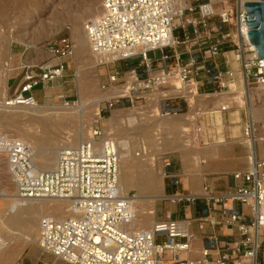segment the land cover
Listing matches in <instances>:
<instances>
[{
    "label": "built area",
    "instance_id": "obj_1",
    "mask_svg": "<svg viewBox=\"0 0 264 264\" xmlns=\"http://www.w3.org/2000/svg\"><path fill=\"white\" fill-rule=\"evenodd\" d=\"M246 1L182 0L180 6L179 0H102L100 14L85 22L86 36L98 55L97 66H111L101 73L102 89L119 85L125 90L105 99L104 110L136 105L140 111L176 115L179 98L188 107L190 102L172 92L174 78L197 94L242 87L250 102V93L264 88V58H258L248 37ZM45 48V59L21 66L5 105H36L33 89L65 75L74 56L73 40L65 35ZM136 58L125 70L115 66ZM56 98L70 104L62 93ZM89 132L77 146L59 151L54 169L43 171L34 169L22 141L0 132V164L6 165L18 195L67 199L78 214L40 219L36 242L43 252L63 264H261L264 157L256 150L250 116L242 128L248 149L252 146L245 170L230 173L231 182L222 188L205 180L201 191L192 193L172 161L163 158L162 175L172 187L165 197L173 209L147 229L132 231L125 228L134 212L118 186L117 141L103 137L97 126Z\"/></svg>",
    "mask_w": 264,
    "mask_h": 264
},
{
    "label": "rangeland",
    "instance_id": "obj_2",
    "mask_svg": "<svg viewBox=\"0 0 264 264\" xmlns=\"http://www.w3.org/2000/svg\"><path fill=\"white\" fill-rule=\"evenodd\" d=\"M99 3L100 0H0V132L24 141L32 148L34 152L33 158L40 145L58 144L60 141H63V137L67 134L74 133L78 121H82L84 125H87L88 131H90L92 126H97L102 131L103 128H105V132L109 131L114 134L128 132L127 137H130L128 140L130 146L143 144L148 147L147 151H150L151 154L154 153L152 155L154 158L152 159V161H154L153 163L152 161L145 162L141 160L143 157H140L143 156V153H140L139 157L135 155L140 166H143V168L140 167V171L138 170L137 172L141 174L139 178L142 181L144 179V182L142 186L136 189L130 188L128 193L130 195L138 194L137 198L143 201L146 200L147 190H153L152 185L155 183L154 181H157L160 177L162 180L160 190L164 196H167L170 192L172 188L170 187V181L165 179L162 175V159L165 157L172 161L175 166V173L181 177L185 188L193 186V177L191 174L188 175L184 171L186 169L184 167V162L191 159L192 162H190L187 168H189V170L192 169L194 166L192 156L195 155L197 151H203L212 143L217 142V144H214L217 150V159L213 164H217L221 167L222 164L233 163L236 164L237 167H240L242 166L241 161L243 160V164L248 167L252 152L250 148H252V146L248 149L245 142L246 140L244 139L245 136L242 133V128L249 117L246 107L250 105L257 110L264 108L262 90H254L251 92L250 102L245 101V106L242 103V101L245 100L242 98L243 93L239 91L241 93L240 95H236L235 99L230 98L229 100H225L230 101V107L228 109L220 112L210 111L211 113L201 114L198 118H191L190 115H193L197 110V106H202L200 99L197 97H195L194 100L192 99L189 108L185 101L179 98L181 110H179L176 115L165 116L167 119L166 123L162 122L158 125V129L161 130L158 141L165 149L163 153H157L159 148L154 147V149L153 146L148 143L147 145L145 144L154 136L153 132L155 128H157L155 123L159 121L157 112L151 111V113H149L140 111L136 105L134 107H132V105H126L111 110H104V99L98 100L96 105L92 104L91 101L89 102V100L96 97L99 92L105 91L101 87L102 83L105 81V75L101 73L104 72V69L110 70L111 66L107 68L97 65L92 67L91 63L86 61L87 57L85 54L75 58L74 53L72 59L69 60V68L65 71V75L62 78L48 84L44 89L41 88V86H36L33 89V95L38 100V105L40 107L31 108L21 107L20 105L9 106L4 104L3 101L7 100V98L13 94L16 84L20 79L21 66L25 63H32L29 61L30 59H28L30 58L29 47L18 40V36L23 40L31 38L37 40L36 46L46 51L45 46L51 40L58 39L65 35L72 39V25L78 19L77 21H79V24H83L84 26L85 22L93 17L89 14L92 12L91 9H96ZM68 15L71 21L65 19ZM53 29L55 30L51 33L50 31ZM217 61L218 63L221 62L219 58ZM137 62V58L125 60L116 63L115 66L125 70L129 65H134ZM221 65L223 66L224 63ZM78 67H80L81 77L83 78L81 85H85L87 88L84 92L82 101L76 74ZM4 69H7V76L5 79H3L1 75ZM183 90L186 92L185 94H175H183L186 97H191L185 89ZM59 93H62L65 98L70 101L69 105H64L56 98ZM199 93L211 94L212 91L210 89L204 91L199 90ZM225 94L227 93H223L222 95ZM255 98H257L258 101L253 102ZM84 99H86V101ZM84 101L86 103H84ZM206 106H203L205 110H211L208 105ZM255 126L257 140L264 139V117L262 114L257 117ZM197 127H201V133L197 132ZM203 143H207V145H201ZM257 144L263 148V155L264 141H257ZM256 148V150H258V146ZM135 152L139 153V150L137 151L136 149L134 153ZM219 152H223L222 154L224 155L225 153L231 152L235 158L227 159L220 157L219 159ZM202 153H204V151ZM206 158L207 157L203 156V159ZM145 163L147 164L143 165ZM151 166L154 169L152 172L148 173L144 171V168L147 170V167L149 168ZM141 170L143 171L142 173H140ZM216 171L217 170L213 166V169L208 172ZM219 173L229 176L228 173L218 172V174ZM150 176L153 178L151 179ZM212 176L217 175H208L207 180L211 181L209 178ZM147 177L148 179L146 180ZM149 179H151V184L149 183ZM15 191H17V188L12 183L11 177L8 176L5 166L0 164V208L4 206L5 201L9 200V195ZM58 202H56L57 205ZM62 202V204L59 203L64 210L62 212L68 213L70 210L67 208L69 204L67 201L66 203L65 201ZM33 209H37V207ZM171 209H173V204L170 203L169 199L167 197L160 198L155 200L153 204V216L149 215L155 220V218L163 216L165 212ZM2 215L6 216L5 209L0 210V216L3 217V220L0 218V260L7 257L5 254L13 253L12 261L9 264H14V262L15 264H63L62 261L53 255L43 252L35 244L23 247L25 246L23 238L28 235L25 229L27 230L31 222H22L15 226H9L7 224V216L5 218V216ZM34 224L32 225V229L33 226L35 227ZM10 228L13 230H10ZM3 247L5 250H2ZM262 250H264V244ZM17 254H19V256ZM16 256H18L17 259L15 258ZM262 263H264V260H261V264Z\"/></svg>",
    "mask_w": 264,
    "mask_h": 264
},
{
    "label": "bare ground",
    "instance_id": "obj_3",
    "mask_svg": "<svg viewBox=\"0 0 264 264\" xmlns=\"http://www.w3.org/2000/svg\"><path fill=\"white\" fill-rule=\"evenodd\" d=\"M101 1L102 0H100L99 6L96 9H91L90 8L92 10V12L89 13L90 16L96 17V16H98L100 14V12L102 10ZM179 4H180V6H183L182 0H179ZM65 19L66 20L69 19L68 21H71L69 15L66 16ZM77 20L75 21V23L72 25V28H71V37H72L73 43H74L75 58L81 57L82 54H85L86 57H87L86 61L90 62L92 67H95L98 64V59H97L98 55L91 51L90 46H89V42H88V38L86 36L85 28H84L83 24L80 25L79 21H77ZM54 30L55 29L51 30L50 32L52 33ZM17 39L22 41L25 45H27L29 47V49H30V52H29L30 58H28V59H30L29 60L30 62H32V63L33 62H38V61L46 58V54L47 53L45 51H43L41 48H39L38 46H36L37 40L32 39V38L23 40L19 36H18ZM1 73H2L1 75L3 76V79H5L6 76H7V69L2 70ZM76 74H77V82H78L79 90H80V94H81L80 98H81V101H82L84 92L87 90V88H86L85 85L84 86L81 85V81L83 80V78L81 77L80 67H78V69L76 71ZM174 79H175L176 83L179 85L180 89L183 88V89L187 90L190 93V95L191 94L194 95L196 93L195 90L189 91L190 88L182 85V83L179 80H177V78H174ZM124 91L125 90L122 88V86H112V87L107 88L104 92H99V94L96 97H93L91 100H89V102L91 101L92 104L96 105V102L98 100H100V99H104L105 100V99H107V98H109L111 96H116V95L122 94V93H124ZM229 91H231L232 93H235L236 91L237 92L238 91H242V93H243V97L242 98H244V89L242 87L241 88H237L236 87V88H232V89H229V90L221 91V92H218V93L212 92L211 94H214V95L218 94L219 95V94L227 93ZM262 94L264 96V88L262 89ZM205 95H209V94H205ZM189 98H190V103H191V99L192 98L191 97H189ZM84 100L86 101V99H84ZM85 101H84V103H86ZM3 102L5 104V101H3ZM242 103L245 106V104H246L245 100H243ZM81 105H82V103H81ZM223 105L227 106V107H230L229 103L227 101ZM14 106H17V105H14ZM20 106L21 107L22 106L23 107H31V108L40 107L38 104L33 105V106H24V105H20ZM132 107H134V106H132ZM246 108H247V112L249 113V116L255 122L257 121V117L260 114H262L263 117H264V108L261 109V110H257L255 107H252L250 105L248 107H246ZM200 113H203V112L202 111H196L195 115L199 116ZM157 115H158L159 121L155 123L157 128H155V130L153 132L154 136L149 141L147 140L148 142L145 141L146 142L145 144L147 145V143H148L149 145L153 146V148L154 147L159 148V151H157V153L158 152L159 153H163V152H165V149L163 148V146H161L162 144L159 143V141H158L159 138H160L159 135L161 133V130L158 129V125H160L162 122L166 123L167 119L165 118V116H162L160 113H158ZM86 126L87 125H84L82 121H78L77 126H75L76 130L74 131V133H69L68 132L69 134H67L65 137H63V141H60V143H58V144H54V145H47V144L40 145L34 158H33L34 152H33L32 148L30 146H28L24 141H22L20 139H18V140L22 141L28 147V149L30 150L32 163H33L34 169L36 171L51 170V169H54V167L56 165L57 157H58V154H59V153L57 154V152L59 150H61L62 148H66V147L77 146L78 144H80L81 142H83L84 140H86L88 138V134L90 132L88 131ZM161 129H163V128H161ZM196 130H197L198 133H201V131H202L201 127H197ZM139 131H141V130H139ZM127 133L128 132H123V133H120V134H114L113 132H109V131L105 132V128H103L102 136L103 137L111 136V137H114L116 139V141H117V153H118V156H119V161H118V186H119L120 193L123 196L127 197V199L129 200L130 205L132 207V210L134 212V218L125 227L128 231H132V230H135V229H140V228L147 229L148 227H150V225L154 222L153 218L150 216V215L153 216V213H154L153 204H154L155 200L160 199V198H164L165 196L162 193V191L160 190V188L162 186L161 177L158 178L157 181H154L155 183L152 185L153 190H151V189L147 190V194H146V197H145L146 200H144V201L137 198L138 194L130 195L128 193L130 188L136 189L137 187L142 186V184L144 182V179H143V181L140 180L139 177H141V174H138V172H137L140 169V167L143 168V166L142 165L140 166V164L138 163V160H136V158H135V155H137L139 157L140 153H143L142 154L143 156L140 157V158L143 157L141 160H143L145 162H148V161H152V159H154L153 156H152L154 153L151 154L150 151H147L148 147L143 145V144H140V145L137 144L136 146H130V143L128 144V140L130 139V137L129 138L127 137ZM2 134H4V133H2ZM4 135L11 136V135H8V134H4ZM257 141L258 142L259 141H264V139H259ZM96 144L99 146L100 143H96ZM206 144L207 143H203L201 145H206ZM136 149H137V151L139 150V153H136V152L134 153V151ZM262 149L263 148H261L259 146V144H258V154H259L260 157H264V154L262 155ZM195 150H196V148H195ZM197 152H199V151H197ZM56 154H57V157H56ZM203 155H204V153H202V151H201V152H199V154H197V155L195 154V155L192 156L193 160H194L193 163H195V166L200 168V169L202 167H204L205 166L204 164L206 163V160L203 159ZM250 159H251V156H250ZM153 162L154 161H152V163ZM190 162H192L191 159L190 160H186L184 162V167L186 169L190 165ZM146 164L147 163H145L143 165H146ZM3 165L5 166L6 170L8 171L6 165L5 164H3ZM144 167H146V166H144ZM144 169H145L144 171H146L148 173H150V172H152L154 170L152 166L149 167V168L147 167V170H146V168H144ZM142 172L143 171L141 170L140 173H142ZM194 172L197 173V171H194ZM8 176L11 177L9 175V173H8ZM193 177H194V175H193ZM196 177H198V176H196ZM150 178H151V176H150ZM147 179H148V177L146 178V180ZM151 179H149V181ZM193 180H195V179L193 178ZM149 183L151 184L152 182L150 181ZM200 188H199V190H200ZM195 191L192 190V193H199V192H195ZM142 196H144V195H142ZM8 199L9 200L4 202V206H2V208H0V210L1 209H5V211H6V216L8 218L7 219V221H8L7 224L9 226H12V225L15 226V225H18V224H20L22 222H24V223L31 222L29 224V226L27 227V230L25 229V231H26V233H28V235H26L23 238L24 239V245H25V246L22 245L23 247H27V246L34 245V244L37 245L36 241H37L38 230H39V221H40V219L42 217L51 216V217H54L56 219H65L67 217H74V216L78 215L74 211H72V209L70 207V201L67 200V199L52 198V197L21 198L18 195L17 191H15L11 195H9ZM62 201H65V203L67 201V203L69 204V207H67V208L70 209L68 213L62 212V211H64L62 209V207L60 206L63 203ZM56 202H58V205H57ZM59 203H61V204H59ZM34 207H37V209H33ZM2 214H4V213H2ZM2 216H5V215H2ZM6 216H5V218H6ZM0 218H1V220H3L2 219L3 217L0 216ZM34 222H35V224H34ZM33 224L35 225V227L33 226V229H32V225ZM11 229L12 228H10V230ZM23 247H22V249H23ZM3 249L5 250L4 247L2 248V250ZM0 251H1V249H0ZM5 255H7V257H5L3 260H0V264H9L12 261L13 253L12 254L11 253L10 254L7 253ZM17 255L19 256V254H17ZM18 256H16L15 258L17 259ZM16 259H14V260H16ZM14 264H15V262H14Z\"/></svg>",
    "mask_w": 264,
    "mask_h": 264
},
{
    "label": "crops",
    "instance_id": "obj_4",
    "mask_svg": "<svg viewBox=\"0 0 264 264\" xmlns=\"http://www.w3.org/2000/svg\"><path fill=\"white\" fill-rule=\"evenodd\" d=\"M173 83L175 84V88H173L172 89V92L173 93H186L183 89L181 90L180 89V87H179V85L176 83V81H175V79H173ZM116 86H119V85H116ZM176 90H178V91H176ZM187 91V90H186ZM187 93L188 94H190L188 91H187ZM240 93L241 92H235L234 94L232 93V92H227V94H225V95H227V96H225V95H222V94H217V95H214V94H209V95H205V94H197V93H195L194 95H192L191 94V98L194 100V98L195 97H197L198 99H200V101H201V104H202V106H200V107H198L197 106V110L196 111H201L202 109H204V107L206 106V105H208V107L211 109V110H202V112L203 113H200V115L201 114H204V113H209L210 111L211 112H220V106L221 105H223V103H225L226 101V99H235V97H236V95H240ZM233 94V95H232ZM187 99L189 100V102H190V98L189 97H187ZM191 99V100H192ZM195 102V101H194ZM229 104H230V101H227ZM190 105H191V103H190ZM204 106V107H203ZM217 107H218V109H217ZM190 108V107H189ZM195 111V112H196ZM195 112L193 113V115L191 114L190 115V117L191 118H198L199 116H196L195 115ZM210 112V113H211ZM188 113V112H187ZM186 113V114H187ZM185 115V114H184ZM214 144H217V142H215V143H212L209 147H207V148H205L203 151H204V155L203 156H205V157H207L205 160H206V163L204 164L205 166L204 167H202L201 169L200 168H198V167H196L195 166V163H194V166H193V168L192 169H185L184 171L189 175V174H191L192 175V177H193V175H194V179L195 180H193V178H192V182H193V186L192 187H189V189L192 191V190H196L195 192H200L201 191V184L205 181V180H207V176L209 175H217V176H212L211 178H209L210 180H211V182L213 183V184H215L218 188H222V187H224L227 183H229V182H231V179H230V177L229 176H223V174L222 173H219L218 174V172H223V173H228V174H230V173H232L233 171H236V170H245L246 168H247V165L245 166L244 164H243V160L241 161V164H242V166H236V164H222V166L221 167H219L217 164H213V163H215V161H216V159H217V150H216V147H215V145ZM207 145V144H206ZM204 148V147H203ZM202 151V152H203ZM223 153V152H222ZM221 152H219V159H220V157H222V158H227V159H230V158H235L234 156H233V153H225V155L224 154H222ZM197 154H199V152H197L196 153V155ZM211 155V156H210ZM218 159V160H219ZM194 161V160H193ZM213 166H214V168L217 170L216 172H208V171H210V170H212L213 169ZM195 167V168H194ZM206 167V168H205ZM193 170V171H192ZM221 170H232V171H221ZM194 171H197V173H195ZM202 171V172H201ZM207 172V173H206ZM217 173V174H216ZM200 174V175H199ZM223 177H222V176ZM196 176H198V177H196ZM200 179V180H199ZM198 182V183H197ZM196 183V184H195ZM200 183V184H199ZM197 187V188H196ZM199 188H200V190H199ZM260 256H261V260L263 261L264 260V250H262L261 251V254H260ZM262 264H264V263H262Z\"/></svg>",
    "mask_w": 264,
    "mask_h": 264
},
{
    "label": "water",
    "instance_id": "obj_5",
    "mask_svg": "<svg viewBox=\"0 0 264 264\" xmlns=\"http://www.w3.org/2000/svg\"><path fill=\"white\" fill-rule=\"evenodd\" d=\"M250 18L248 37L258 49V58H264V0H249L244 3Z\"/></svg>",
    "mask_w": 264,
    "mask_h": 264
}]
</instances>
